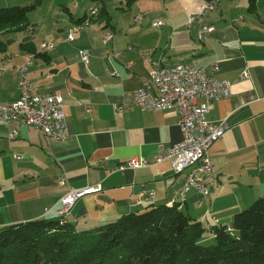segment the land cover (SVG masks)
I'll return each mask as SVG.
<instances>
[{
  "label": "crops",
  "instance_id": "crops-1",
  "mask_svg": "<svg viewBox=\"0 0 264 264\" xmlns=\"http://www.w3.org/2000/svg\"><path fill=\"white\" fill-rule=\"evenodd\" d=\"M36 1L27 27L0 31V102L18 98L12 69L32 54L25 80L37 92L61 95L69 136L47 139L26 124L13 135L15 124L0 126V228L56 216L62 195L86 186L99 190L70 209L67 220L77 231L172 203L206 227L215 221L229 224L235 212L264 196V0H254L252 7L249 0H217L204 13L205 0ZM23 3L0 0V7ZM91 8L98 12L84 25ZM206 26L213 29L200 39ZM105 34H111L106 41ZM152 61L203 66L231 81V95L211 102L206 114L208 121L228 125L209 148L217 176L206 196L190 188L180 200L185 172L175 174L168 159H156L181 139L178 114L132 104ZM134 157L146 165L116 169ZM148 189L154 197L141 199L140 192Z\"/></svg>",
  "mask_w": 264,
  "mask_h": 264
},
{
  "label": "trees",
  "instance_id": "trees-1",
  "mask_svg": "<svg viewBox=\"0 0 264 264\" xmlns=\"http://www.w3.org/2000/svg\"><path fill=\"white\" fill-rule=\"evenodd\" d=\"M36 4L0 7V31L27 27ZM0 264H264V196L229 224L209 227L179 203L149 205L84 231L57 215L3 226Z\"/></svg>",
  "mask_w": 264,
  "mask_h": 264
},
{
  "label": "built area",
  "instance_id": "built-area-1",
  "mask_svg": "<svg viewBox=\"0 0 264 264\" xmlns=\"http://www.w3.org/2000/svg\"><path fill=\"white\" fill-rule=\"evenodd\" d=\"M217 0L205 1L201 6L204 13L214 7ZM97 8H91L82 19L88 25L90 18L96 15ZM140 15L136 17L139 19ZM156 21L155 24H160ZM73 25L72 31H77ZM213 29L211 26L203 27L198 32L202 34ZM67 34V39L73 37V32ZM111 34H105L106 41ZM43 48L53 47V43H43ZM32 54H29L25 63L13 67L12 71L18 76L20 85L19 96L11 102H0V126L15 124L12 134L17 133L18 125H31L47 139L64 140L69 136L68 125L64 113V102L61 95L54 92H37L25 80L26 67L32 63ZM83 60L87 61V54L83 53ZM153 67L148 76L142 79L141 86L133 91L132 104L142 110H173L178 114V125L181 139L160 151L156 159H168L175 174L185 172L181 188L177 192L180 200L185 199V193L194 188L202 196L208 195L210 188L216 180V171L209 154L210 146L219 140L228 125L225 120L208 121L206 114L209 104L231 95V81L225 77L210 74L203 66L190 63H177L171 66L159 65L152 61ZM131 61L124 63L129 68ZM212 70L216 66H211ZM242 77H247V70H243ZM121 109L120 105L115 106ZM90 110V107L87 108ZM18 157V155H16ZM146 165L145 159L131 158L118 165L117 170L135 168ZM61 178L59 183H63ZM98 186L70 188L61 197V205L55 214L67 219L68 213L74 203L81 197L96 192ZM140 198L150 199L155 195L153 189L142 190ZM201 205V201L199 202Z\"/></svg>",
  "mask_w": 264,
  "mask_h": 264
},
{
  "label": "rangeland",
  "instance_id": "rangeland-1",
  "mask_svg": "<svg viewBox=\"0 0 264 264\" xmlns=\"http://www.w3.org/2000/svg\"><path fill=\"white\" fill-rule=\"evenodd\" d=\"M20 2H24L22 5H31V4H33L32 3V0H20ZM51 2L52 3H54V4H58V0H51ZM37 6H35V8H36ZM34 9V8H33ZM209 234H206V236H208ZM211 239V238H210ZM208 240V242L207 243H209V242H212V240Z\"/></svg>",
  "mask_w": 264,
  "mask_h": 264
}]
</instances>
